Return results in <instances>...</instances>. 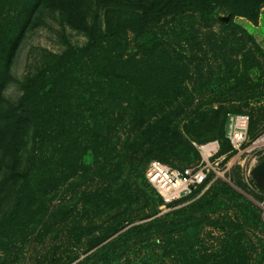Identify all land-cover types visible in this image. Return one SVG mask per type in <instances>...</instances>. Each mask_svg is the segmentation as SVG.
Wrapping results in <instances>:
<instances>
[{
    "label": "rangeland",
    "instance_id": "1",
    "mask_svg": "<svg viewBox=\"0 0 264 264\" xmlns=\"http://www.w3.org/2000/svg\"><path fill=\"white\" fill-rule=\"evenodd\" d=\"M39 1L0 0V98L28 110L35 136L30 159L19 166L23 175L12 182L17 192L0 193V264H264V196L255 168L246 154L233 157L226 127L223 137L208 130L210 110L223 104L234 109L227 117L251 116V134L264 130V4L255 20L224 10L204 22L197 13H170L144 32L114 34L103 23L92 43L49 0L25 31ZM199 41L205 67L215 71L210 83L191 73L178 77L173 67L172 76L191 93L174 92L172 84L155 99L167 112L148 116L147 126L131 120L138 97L129 82L120 86L129 95L119 101L109 93L113 88L79 77L88 86L69 103L59 87L52 89L64 68L43 76L54 57L66 63L83 47L84 58L92 53L89 64L110 62L117 53L147 59L155 46L156 61L164 60L165 48L174 61H186ZM215 41L218 47L211 46ZM226 62H237V77ZM150 67L124 71L140 78L138 91L152 74L159 87L169 75L161 62L153 73ZM90 85L97 87L88 93ZM153 160L204 167L207 176L191 193L167 198L146 177Z\"/></svg>",
    "mask_w": 264,
    "mask_h": 264
},
{
    "label": "trees",
    "instance_id": "2",
    "mask_svg": "<svg viewBox=\"0 0 264 264\" xmlns=\"http://www.w3.org/2000/svg\"><path fill=\"white\" fill-rule=\"evenodd\" d=\"M46 0H40L36 8H31L30 10V19L25 25V31L32 28L34 21L33 16L36 14H41L45 7ZM55 2V7L50 3V7L60 9L66 15V21L74 26L75 28L82 31L86 34L91 40L92 43L97 41V31L101 29L102 24L107 27L106 31L108 33L114 34L115 31L126 29L132 30L136 33L145 31L150 25L154 23L161 22L166 15L170 13H186L191 12V15L197 13L200 17L201 22L215 20L218 13L222 10L230 13L231 15H245L247 17L253 18L254 20L257 17V11L260 6L264 4V0H49ZM36 11V12H35ZM38 11V12H37ZM101 12L103 17L101 18ZM96 28V31L95 29ZM185 29V28H183ZM182 29V32L184 31ZM19 40L15 39L14 46L12 50H15L18 46ZM158 45V44H156ZM225 45V43H224ZM211 46H217V42L211 44ZM91 48V45H90ZM159 46H155L152 50L150 57L147 59L144 58H134V56H129L124 59L122 53H117L113 56L114 60L110 62L98 63L96 60L94 62L97 64H89L90 59H92V53L88 56L90 59L84 58L86 48L83 47L80 52L75 53V51L70 52L67 62L65 63L63 56H56L54 60L49 61L46 64V72H43V76L50 72H53V68L60 66L64 68L63 72L60 73L55 80L57 82L53 86L55 91L59 87L61 93L63 94V101L71 102V98L76 94V92L81 89V86H88L86 84H78L79 77H83V80H93L98 83L97 85L109 86V92L112 96L118 97L120 101L121 97L127 96L129 94L125 93V90L122 89V85L131 86L136 91L135 95L138 97L137 101L133 108L131 107L130 112L132 115L131 120L134 123H138L141 126L148 125V116H153L156 114L162 113V116L167 112L162 108V105H157L155 99H162L167 95L168 89H172V84H174V92L184 91V95L189 94L190 90L186 86L185 88L180 86L178 80L172 76L173 67L177 69L178 77L184 75L187 77L189 73L190 77L200 78L202 85L210 83L209 77L211 74H214L215 71L211 67L206 68L205 62L207 61V52L203 50L202 42H198L197 46L192 49L190 57L184 61H174L172 59L171 51L166 50L162 51L165 58L163 61H156L157 54L161 52H156ZM211 48V47H210ZM173 51V50H172ZM81 52H84L83 54ZM154 53H156L154 55ZM204 55H201V54ZM215 54H221L215 51ZM198 55H201L199 57ZM87 56V55H86ZM227 53L222 55V57L227 58ZM133 57V58H130ZM98 58V55H95V59ZM184 58V57H183ZM49 60V59H48ZM84 61V63L82 62ZM80 62V63H79ZM92 62V63H94ZM165 66V71L169 75H164L162 80V85L157 83L158 75H151L148 77V81L143 87H146V90L143 92L138 91V85L140 78L135 75L134 77H128L124 71L134 70L137 71L141 69V66L145 68L150 67V72L155 68L156 65L160 64ZM102 64V65H101ZM131 65L132 68L128 67ZM224 66V65H223ZM237 68V62L225 64V69L228 73L237 77L238 70L234 71V67ZM80 70V71H79ZM60 71V70H59ZM164 71V72H165ZM30 73V72H29ZM153 73V72H152ZM208 73V76L205 74ZM67 76V77H66ZM158 76V77H157ZM28 84L32 80L30 75L28 76ZM177 77V78H178ZM105 79L106 81H100ZM100 81V82H99ZM125 82H129V85H125ZM62 83V84H61ZM68 83V84H67ZM68 85V86H67ZM97 85L89 86L88 89H85L86 92L91 93V88L97 87ZM167 86L164 89V86ZM65 86V88H63ZM129 86V87H130ZM120 87V88H119ZM154 88V89H153ZM153 90H157V93H154ZM191 93V92H190ZM1 94V92H0ZM106 92H102V95ZM101 95V96H102ZM164 96V97H163ZM139 97H142L146 104L140 103ZM75 99V98H73ZM139 99V100H138ZM62 101V102H63ZM105 101V100H102ZM52 103L57 105L55 99H52ZM68 103V104H69ZM73 103H71L72 106ZM61 106H58V108ZM233 108H229L226 104L221 105L217 109L210 110L212 116L209 118L208 130L211 134V137H223L225 135V127L227 122V115L229 111H232ZM234 110V109H233ZM61 111V110H59ZM124 111V110H123ZM122 111V113H123ZM84 113V111H83ZM122 117V115H121ZM134 117V118H133ZM168 118L161 117L159 120ZM158 123V122H157ZM149 125L148 127H150ZM140 127V126H138ZM34 131V125L32 119L29 117L28 110L20 109L19 105L14 103L4 104L0 98V193L3 194H12L17 191L12 187V182L21 178L23 175V170H19V166L25 164L31 157V141H34V135L31 133ZM200 138V136H199ZM198 138V139H199ZM73 144V143H71ZM9 196V195H5ZM104 239H101V241Z\"/></svg>",
    "mask_w": 264,
    "mask_h": 264
},
{
    "label": "built area",
    "instance_id": "3",
    "mask_svg": "<svg viewBox=\"0 0 264 264\" xmlns=\"http://www.w3.org/2000/svg\"><path fill=\"white\" fill-rule=\"evenodd\" d=\"M251 116L246 113L230 114L226 124V135L231 141L234 158L246 154L252 167L264 161V130L251 134ZM207 169L194 167L178 169L153 160L146 170V177L167 198L189 194L203 183ZM254 177V176H253ZM264 196V187L258 185Z\"/></svg>",
    "mask_w": 264,
    "mask_h": 264
},
{
    "label": "water",
    "instance_id": "4",
    "mask_svg": "<svg viewBox=\"0 0 264 264\" xmlns=\"http://www.w3.org/2000/svg\"><path fill=\"white\" fill-rule=\"evenodd\" d=\"M254 177L260 187H264V161L255 167L253 171Z\"/></svg>",
    "mask_w": 264,
    "mask_h": 264
}]
</instances>
